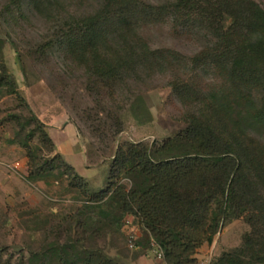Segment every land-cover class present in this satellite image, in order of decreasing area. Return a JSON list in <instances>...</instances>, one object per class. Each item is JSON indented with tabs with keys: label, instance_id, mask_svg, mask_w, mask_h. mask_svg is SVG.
<instances>
[{
	"label": "trees",
	"instance_id": "obj_1",
	"mask_svg": "<svg viewBox=\"0 0 264 264\" xmlns=\"http://www.w3.org/2000/svg\"><path fill=\"white\" fill-rule=\"evenodd\" d=\"M8 1L10 17H48L53 8L66 13L56 38L38 45L35 52L42 56L58 49L85 72L115 133L123 130L121 115L128 106L140 123L152 119L144 93L155 87L150 83L156 74L169 72V86L183 108L178 119L186 123L160 143H120L107 185L92 191L87 178L60 152L44 155L31 143L38 130L55 146L37 115L21 120L13 114L20 123L18 141L28 157L27 180L46 179L63 169L62 175L82 195L72 221L85 238L122 235L124 219L133 215L143 228V239L151 244L154 238L160 245L166 264H199V248L212 243L229 221L244 217L251 230L243 243L214 263L264 264V5L256 0H78V10L73 11L67 6L75 0ZM164 20L196 34L201 49L184 59L173 50L153 48L142 30ZM4 42L0 36V88L19 95L4 61ZM18 57L22 60L21 54ZM186 67L192 72L217 71L220 87L206 92L193 76L180 77ZM31 124L34 128L26 132ZM124 178L130 188L121 182ZM108 204L118 210L105 214ZM137 245L142 246L141 238ZM84 247L78 264H122L117 257ZM146 251L143 247L136 256ZM34 255L43 264H71L58 241Z\"/></svg>",
	"mask_w": 264,
	"mask_h": 264
},
{
	"label": "rangeland",
	"instance_id": "obj_2",
	"mask_svg": "<svg viewBox=\"0 0 264 264\" xmlns=\"http://www.w3.org/2000/svg\"><path fill=\"white\" fill-rule=\"evenodd\" d=\"M256 1L264 5V0ZM8 2L0 0V36L5 39V64L18 83L20 94H8L6 88H0V264H43L34 253L57 241L65 246L71 264H78L84 257V246L117 257L122 264H166L158 257L156 247L143 239L144 231L137 218L133 227L142 246H129L128 228L124 225L122 235L99 233L85 238L72 221L82 204L83 200H79L82 195L62 175L63 169H56L46 179L27 180L28 157L18 141L21 138L20 123L13 114H19L21 120L32 113L37 115L55 146L52 148L44 141L38 130L31 143L44 155L60 152L79 174L88 179L91 190L98 191L107 185L112 159L120 143H160L186 126L178 119L183 108L169 86L172 72L156 74L150 83L155 87L144 93L152 119L140 123L128 106L121 115L123 130L115 133L114 123L102 111L101 102L88 86L85 72L58 49H49L42 56L35 52L38 45L56 38L60 17L66 13L58 14L59 9L53 8L48 17L37 14L10 17L5 10ZM67 8L78 10V0L69 2ZM142 32L153 48L173 50L184 59L201 49L196 34L175 26L170 20L149 23ZM179 76H193L206 92L221 85L219 74L212 69L192 72L186 67ZM23 99L28 102L29 109ZM67 122L72 125L66 127ZM32 128L34 124L28 125L26 132ZM24 160L27 167L22 163ZM121 182L131 187L129 179L124 178ZM103 209L105 214L118 210L113 204ZM250 230L244 217L229 221L213 243H205L199 248L196 254L199 264H215L223 252L239 247ZM79 238H83L82 243ZM143 247H147V251L136 256Z\"/></svg>",
	"mask_w": 264,
	"mask_h": 264
},
{
	"label": "built area",
	"instance_id": "obj_3",
	"mask_svg": "<svg viewBox=\"0 0 264 264\" xmlns=\"http://www.w3.org/2000/svg\"><path fill=\"white\" fill-rule=\"evenodd\" d=\"M126 217L127 218L124 219V226L128 228V230L126 231L128 243L131 248H136L138 247L137 241L139 240V236L137 232L135 231V228L133 227L135 217L134 218L133 217L131 218L128 216ZM151 244L154 247H156V252H157L158 257L164 260V252L154 238L151 239Z\"/></svg>",
	"mask_w": 264,
	"mask_h": 264
},
{
	"label": "crops",
	"instance_id": "obj_4",
	"mask_svg": "<svg viewBox=\"0 0 264 264\" xmlns=\"http://www.w3.org/2000/svg\"><path fill=\"white\" fill-rule=\"evenodd\" d=\"M69 125H72V123L67 122L66 127L69 126ZM66 127H65V128H66ZM22 163H23V165L26 164V167H27V162H26L25 160H24ZM23 165H22V166H23ZM87 180H88V179H87ZM213 242H214V241H213ZM213 242H212V243H213Z\"/></svg>",
	"mask_w": 264,
	"mask_h": 264
}]
</instances>
